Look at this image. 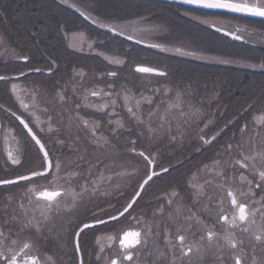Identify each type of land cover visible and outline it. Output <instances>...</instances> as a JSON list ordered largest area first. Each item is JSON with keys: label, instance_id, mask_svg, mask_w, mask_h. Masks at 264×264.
<instances>
[{"label": "rangeland", "instance_id": "374dc122", "mask_svg": "<svg viewBox=\"0 0 264 264\" xmlns=\"http://www.w3.org/2000/svg\"><path fill=\"white\" fill-rule=\"evenodd\" d=\"M236 1L244 2V0ZM246 1L251 4L256 1L258 4L264 3V0ZM95 2V0H83V3L86 6H90V8L95 7ZM195 18L207 26L224 24L218 18L199 16H195ZM164 31L165 29L162 26H149L145 31L144 40L160 45L158 44L159 41L153 39H161ZM71 41L74 44L73 47L82 54L93 53L92 55L95 58L101 54L93 45L94 43L89 40L87 33L74 34L70 37V43ZM9 43L7 39L5 40L4 34L0 32V60L5 62L9 60L21 61L20 58L24 57L25 54L19 51V48L9 47ZM90 49L93 51H90ZM177 49L180 52H177ZM164 51L167 54L177 56H179L178 54L194 58L204 56L196 47H189L186 44L165 48ZM130 56L132 57V53H130ZM104 57L117 66H124L127 58L117 52L104 53ZM143 64L166 71L164 67L155 65L150 61H143ZM99 67L100 65L98 66L96 63L87 68L78 65L75 66V73L72 76L61 78L62 75L59 73V77L54 76L57 78L55 80L45 76L36 78L32 85L31 96L29 95L30 87H27V90L26 88L24 89L27 102L33 101L37 105L38 117L39 114L43 119L52 116L53 129H57L59 135L64 133L63 139L66 138L75 148L78 155L68 156L67 158L65 156L57 157L58 160L64 159L65 163L69 164V175L73 172L78 173L76 176L70 175L71 181L80 177V172L75 167L83 158V148L86 142L89 141L88 137L93 134L92 129L100 130L99 128L104 125L109 130L107 137L95 133V140L92 141L97 146H102L106 142L105 148L108 149L107 146H110L113 149H109L110 152H108L107 158L103 161L102 168L106 167V171L103 172L105 175L98 177L99 174L97 172H91L93 174L91 177L92 181L87 183L88 181L86 180L89 191L84 192L83 195H77L82 191L81 186L70 182L68 187L70 231L89 218L101 216L105 213L103 210H108L110 213V210L114 207V198L122 196L121 194L128 192V190L131 191V183L133 181L138 184L147 176L149 171L148 163L142 156H138L136 151L132 154V149H142L140 147H142L143 143L145 145L144 154L150 160L156 162V165L161 163L173 164L174 166L181 164L199 151L198 147L203 144V139L208 141L206 137L213 130L215 121L220 118L219 114H222L225 110L224 107L227 106L222 93L223 86L212 83L210 85L211 89L207 90L208 93L204 99H201L195 88L197 87L195 81H193L191 88L186 90L178 77L152 79L150 76H146L148 78H136L131 75L125 79L121 76L118 77L116 72L117 74L115 73L114 75L115 79L111 82L115 86H112L109 90L110 94L105 95L99 88H94L95 84L97 86L101 80L96 77V74L100 75ZM113 72H106V77L108 78L106 80H112L113 75H109V73ZM58 80L66 86L61 88L60 82L56 85ZM19 88H21V84L20 86L16 84V89ZM83 88L85 91L78 98L77 94ZM93 92L98 93V95H92ZM54 93L57 97H55ZM101 94L103 95L101 96L102 99L99 97ZM178 94L179 99H177ZM126 97L127 99H125ZM96 99L103 100L101 103L105 105L104 114L107 117L106 120L102 117L95 118L93 116L99 113L100 103ZM113 101H115V104L112 103ZM86 104L90 107V110L85 112L84 115L90 118H85L86 121L89 120L86 128L89 129L85 134L82 127L80 128L82 130H79V126L76 127V111L79 108L83 109L87 106ZM126 104L135 113L131 122L143 121L140 128L146 130L143 135L140 129L137 131L143 137L137 136L138 141H135L136 144L132 143L134 141L133 137H130L132 138L131 141V139L128 137L124 138L122 135L127 129H130V119L126 115L123 117L124 115L122 114V110H126ZM169 105L179 106L169 109ZM251 110L254 111L253 122L256 126L253 127L251 124L249 133L238 132L236 138L230 134V137L227 136L220 142L216 139L215 144L212 146L213 148L210 149L207 155L208 162L204 163L201 160L203 164L198 167L184 164L177 172L162 179L159 186L155 188L156 190L151 191L154 197L148 200L146 209L143 212L137 213L136 211L135 213L137 226L141 227L143 231L142 238L148 229H151L152 232V235L147 238V244L142 243L136 249L133 257V259H136L135 263L143 264L142 256L143 254L147 255L149 250L153 259H158L154 255V248L162 247L158 245L157 237L153 233H158L161 229L167 227H173V229L183 235L188 234V232H190L189 234L194 232L203 233L190 248L194 249V247H197L192 254L195 255L198 261L202 260L200 256L205 258L206 254L213 251L214 253L218 252L226 255L225 257L231 261L239 257L241 261L245 259L253 262L255 259L257 263H264V248L258 247L259 241L255 239L260 234L264 239V217L257 212L254 217L250 215L246 223L239 222L236 218V207L231 206L228 196V192L232 191L239 203L250 205L249 213L253 208L264 204V201H261V204L254 203V201H260L261 197L264 196V182L259 181L258 175L259 171L264 170V95L254 105H251ZM243 114V112L239 114L237 123L243 121ZM128 115L129 117L133 116L132 113ZM161 117H164V119H161ZM92 118L94 119L90 122ZM40 121L39 117L37 126ZM116 121H120L123 127H117ZM149 126L154 129L153 132L148 131ZM50 127L49 129H51ZM169 130L171 135L175 136L177 134L176 137L178 138L172 140ZM164 141L174 142L175 146L167 145L168 147L162 148L166 144ZM241 164L245 165V167H241ZM181 175L187 176L186 188L188 189L189 197L178 185V178ZM241 175L245 177V180L242 181L240 179ZM94 177H98L97 180H94ZM249 180L252 181L251 185L247 183ZM257 183H261V187H256ZM171 184L177 185L176 188L170 186ZM93 188H95V195L92 194ZM127 201L128 197L125 198L121 206L123 207ZM73 203H75L74 208L72 207ZM83 209L85 212L84 216H80L81 220L79 223H75L77 220L75 217ZM113 214L115 213L111 212L105 215L111 216ZM225 214L228 216V220L222 223L220 219ZM197 215H199V218L196 217ZM88 216L92 217L87 218ZM207 216H212V224H206L205 218ZM253 219L255 223H252ZM167 221L170 223L163 227V224ZM126 225L127 218H122L120 222L110 227L106 232L96 233L93 238V244L90 242V238L84 237L80 244L83 263L110 264L118 251L119 233ZM223 227L233 228L232 234L221 236L222 240L212 239L211 241H206L207 231L215 233L216 229ZM245 228L249 236L242 238L240 237V232L245 231ZM102 233H107V235L101 236ZM153 237L155 238L154 244L151 242ZM105 239L108 241L107 246L104 245ZM229 240L237 244L235 249L231 247ZM242 243L246 245L248 252L244 253L241 251L240 245ZM93 247L95 256L91 251ZM181 247V253L183 254L184 249H186L185 244H182ZM101 248H103L102 252L100 251ZM98 254L100 256L99 260L97 259ZM71 258H75L73 251ZM94 258L100 263H93Z\"/></svg>", "mask_w": 264, "mask_h": 264}, {"label": "trees", "instance_id": "16d2710c", "mask_svg": "<svg viewBox=\"0 0 264 264\" xmlns=\"http://www.w3.org/2000/svg\"><path fill=\"white\" fill-rule=\"evenodd\" d=\"M95 1L94 8L86 5L85 8H90V14L101 20V23L108 26L109 29L111 28L112 31L103 25L98 28L96 25L88 23L84 17H80L76 14L77 12L66 6L63 0H0V32L4 34L5 40L10 42L9 47L19 48V51L29 56L33 52L38 53L37 58H29L26 65L53 71L46 77L54 80L57 79L55 77H59V73L62 75L61 78L72 76L75 73V66L82 65L87 68L96 63L98 66L100 65V75L96 74V77L101 79L97 86L100 85L101 88L110 90L112 86H115L114 83H111L115 78L113 76L112 80H106L108 79L106 72H117L118 77L121 76L125 79L131 75L139 78L140 76L134 73L133 67L143 64V61H150L165 68V77L159 79L178 77L186 90L190 89L193 81H195L197 83L195 88L201 99H204L208 93L207 90L211 89L212 83L223 86L222 93L227 106L224 107V112L219 114L220 118L215 121L213 130L206 137L208 141L203 139V144L198 147L199 151L181 164L175 166L173 164H159V168L168 169V171L155 178L149 185L147 198L150 200L154 197L151 191L156 190L155 188L167 175L177 172L184 164L198 167L203 164L201 160L204 163L208 162L207 155L213 148L216 139L220 142L227 136L230 137V134L236 138L238 132L249 133L251 124L253 127L256 126L253 122L254 111L251 110V105H254L264 95V67H262L264 65V22L212 15L153 0ZM195 16L218 18L224 24L217 27L235 33L242 39L233 40L221 35L202 21H198ZM49 20L52 22V26H44L43 40L32 41L34 35L29 32L32 29V24L37 21L46 23ZM149 26H162L165 29L161 39H153L159 41L158 44L160 45L157 49H150L128 40L127 37H131L145 42V31ZM46 29H49L50 32H47ZM72 32L87 33L89 40L101 53V57L97 55L95 58L90 54L73 51L66 42L67 36ZM147 43L151 42L147 41ZM181 44L196 47L204 56L196 58L180 54L177 56L167 54L164 51L165 48L176 47ZM111 52H117L127 57L124 66H115L113 62L103 59L104 53L111 54ZM130 53H132V57ZM21 62L22 60L20 62L0 60V74L17 72L23 66ZM60 80L56 82V85L58 82L61 83ZM65 86L61 83V88ZM97 86L95 84L94 88ZM83 91H85L84 88L78 94V98L82 96ZM240 110L244 113V119L237 123L238 116L241 114ZM122 114L125 117L124 111ZM93 116L95 118L102 117L104 120L107 118L104 113ZM133 117H129L130 129H127L122 135L131 141L132 138L130 137H133L132 143L136 144L137 136L143 137L142 135L146 133V130L140 128L141 123L139 121L141 120L132 123ZM80 128L79 126V130L83 129L85 134L89 129H86L87 127ZM99 129H92V131L107 137L109 130L104 125ZM139 129L142 135L138 134ZM92 135L88 137L91 142L95 140V135ZM64 141L63 149L65 150L64 153L67 154L65 157L78 155L71 142L67 139ZM89 141L83 148L84 153L81 162L75 167L80 172V177L73 180V184L77 186L86 183V180L87 183L91 182L93 174L89 175V172H97L98 177L105 175L103 172L106 171V167L102 168L103 161L107 158L109 149H112L110 146H107L108 149L105 148L106 142L102 146H97ZM165 143L162 148L167 145L175 146L174 142L166 141ZM141 146L140 148L144 149L143 143ZM98 177H94V180H97ZM186 178L185 175L179 176L178 185L189 197ZM102 183L105 185L104 182ZM170 186L176 188L177 185L171 184ZM90 233L88 232L86 235L88 236Z\"/></svg>", "mask_w": 264, "mask_h": 264}, {"label": "flooded vegetation", "instance_id": "af4514ba", "mask_svg": "<svg viewBox=\"0 0 264 264\" xmlns=\"http://www.w3.org/2000/svg\"><path fill=\"white\" fill-rule=\"evenodd\" d=\"M63 1L68 7L69 5H73L70 8L75 12L80 14L81 12H84L83 16L88 17V19H86L88 23L96 25L98 28L102 27L103 24L101 21L94 15L90 14L91 11L89 12V10L85 8L83 0L81 2H79L80 0ZM44 26L51 27L52 22L50 20L46 23L44 21H37L32 24V29L29 31L34 35L32 41L37 42L43 40V34L45 31L43 29ZM105 28L109 29L108 26H105ZM46 31L50 32L49 29H46ZM72 35L74 34H71L67 37L68 44L71 47L74 45L72 41L70 43V37ZM74 50L76 49L74 48ZM91 50L92 49H90V51ZM37 56L38 53L36 54V52H33L31 56L24 55V57L20 58L22 60L21 63H23V66H21L19 72L0 75L5 77L4 80H0V181L6 179H18L22 176H29L34 172H43L47 169V160H45L35 142L24 129V122L28 124L30 129L33 130L35 135L42 142L43 146L45 147V151L48 153V162H50L53 167L51 169L48 168L46 175L38 176L30 180H25L8 186H0V229H3L6 235L9 237V239L5 241L2 250L8 254L10 249L12 253L17 256L18 264H30L31 258H37L40 264H78L79 262L74 248V236L72 239V245L76 254V259L71 258L72 247L68 208L69 197L67 195L70 182L73 183V181L70 179L68 164L65 163L64 159L58 160L57 158L58 156H67V154L64 153L65 150L63 149L65 142L64 140L66 138L63 139L64 133L59 135L57 129H53L52 116H50L48 112H46V114L50 117L45 119H43L38 113L41 121L38 126L36 125L39 123L37 105L33 101L27 102L26 96L24 94V89L26 88L27 90V87H30L29 95H32V85L36 80V77H32V74H36V69H39L38 74L36 75L43 74V71L40 68L26 65L29 58H37ZM99 56L101 57V54H99ZM46 57L49 56L46 55ZM24 58L27 59L25 60ZM103 58L106 59L105 57ZM15 76L18 77L14 79ZM16 84L18 86L21 84V88L16 89V91L13 92L12 86ZM101 106L104 107L102 103L99 105V107L101 108ZM100 113H103V110H100ZM76 120V127L80 126L85 128L83 123L85 119L82 118L79 109L76 111ZM21 121H23V123H21ZM49 126H51V129H49ZM135 151L137 152V155L140 156L139 153L142 150L132 149V154ZM142 158L144 159V157ZM13 159L18 160L19 163L14 164L12 162ZM57 162H59L61 165L59 171H57L55 168V164ZM146 162H148V160H146ZM141 181L138 184L137 182L134 183V181L131 183V191L128 190L130 193L129 201L137 192V188ZM29 187H35L37 191L46 189L49 191L59 190L62 192L61 197L58 198L60 209L58 211L51 212L46 222L40 215L42 210L46 211L44 208L46 202L43 200H37L31 192H28ZM142 192L143 193H141L136 205L127 213L128 217L126 227L119 233L120 236L117 242L118 251L114 256L117 264H137L135 263L136 259H133L132 261H127L124 259L123 253L125 250L121 247L120 239L122 234L127 231H140L141 236L143 234L141 227L136 225L135 218L136 211L137 213L143 212L148 205V202H146V191ZM84 214L85 212L83 209L82 212L79 213V215L75 218L81 219L80 216L83 217ZM13 217H15V219H13ZM196 217L199 218V215ZM29 220H32L33 223L36 221L41 222L42 230L40 233H36L35 230L31 228H23V226L27 224ZM200 220L202 219L200 218ZM205 220L206 224H212V216H207ZM227 220L228 219L225 221ZM207 232V238L205 236L204 237L206 238V241H209L208 234L210 232ZM232 232L233 228L229 227L216 229L215 233L211 232L213 233L212 239L222 240L221 236L229 235V233L232 234ZM189 233L190 232L183 235L181 232H177L176 229H173V227L163 228L158 233H153V235L157 237L158 245L162 248H154V255L158 257L157 260L153 259V257L150 255V250L147 251V255L143 254V264H235V260L231 261L225 257L226 255L219 254L218 252L214 253L213 251H210L208 254H206L205 258L200 256L202 260L198 261L195 255L192 254L193 250L196 251L197 247H194V249H191V251H189V248H191V245L196 243V240H198V238H200L203 233ZM103 235H107V233H102L101 236ZM181 235L185 236V241L183 244H185L186 249H184L183 254L181 253L182 244L178 239V237ZM240 235L242 238H247L249 233L247 231H243L240 232ZM259 236L261 237V240L258 243V247L264 248L263 236L261 234ZM83 239L84 234L81 235L79 244H81ZM13 240L16 241L15 244L12 243ZM154 241L155 238L153 237L151 240L152 244H154ZM25 242L30 243L31 246L28 249L21 250ZM107 242L108 241L105 239V246L108 245ZM141 244L137 245L133 249L128 250L133 253V257L136 253V249L139 248ZM240 249L244 253L248 252L246 250V245L243 243L240 245ZM49 257H51V260L48 259ZM142 262L140 261V263ZM93 263H100V261L94 259ZM0 264H3V262L0 261ZM241 264H253V262L242 259Z\"/></svg>", "mask_w": 264, "mask_h": 264}, {"label": "snow or ice", "instance_id": "6c2138e0", "mask_svg": "<svg viewBox=\"0 0 264 264\" xmlns=\"http://www.w3.org/2000/svg\"><path fill=\"white\" fill-rule=\"evenodd\" d=\"M181 2L185 3V4H190V5H195L197 7H201V8H205V9H223V10H227L230 12H240V13H245L254 17H264V3L261 4H247V3H233L231 2V0H181ZM73 5H69V7H72ZM81 15H84V12H81ZM85 19H88L87 16H85ZM109 31H112V29H108ZM217 31H220V29H217ZM239 31V30H238ZM117 35L119 33H116ZM225 35H231L233 40H241L242 37L235 35V34H230L228 32L224 33ZM139 43V41H137ZM150 47H159L158 45H149ZM163 51V49H161ZM177 52H180L179 49H177ZM183 54V53H181ZM25 60L27 58H24ZM262 67H264V65H262ZM36 71H39V69H36ZM138 72L141 73H149V72H155L154 69L151 68H147V67H139L137 68ZM156 75H160V76H164L165 73L163 72H156ZM109 75H115V73H109ZM5 77L4 76H0V80H4ZM13 92L16 91V85L12 86ZM158 91V90H157ZM92 95H98V93L93 92ZM179 94L177 95V99H179ZM127 99V97L125 98ZM113 104H115V101L112 102ZM139 103V102H137ZM178 107L179 105H169V109H171L172 107ZM100 110H103V106H101ZM128 112L132 113L133 116H135V113H133L132 108H128ZM161 119H164V117H161ZM140 123H143V121H139ZM21 123H23V121H21ZM84 126L87 127L88 126V121H84ZM117 124V127H123V125L120 123V121H116L115 122ZM25 127H27V125H25ZM31 131V130H29ZM148 131L149 132H153L154 129L151 128V126L148 127ZM169 134L171 135V131L169 130ZM93 135H95V132L93 130ZM34 140L36 139L35 136L32 137ZM171 139L175 140L176 137L174 135H171ZM36 143L39 144L40 141L36 140ZM210 143V142H209ZM43 145H41V150L43 151ZM231 147V146H229ZM140 156L144 157L145 160H148V157L145 156L144 152H140L139 153ZM44 158L45 160L48 159V153L45 152L44 153ZM82 158V157H81ZM245 159H247V157H245ZM14 164L15 163H19L18 160L13 159L12 161ZM149 163H152L151 160H149ZM218 163V162H217ZM239 163V161H238ZM53 167V165L49 162L48 164V168L51 169ZM61 165L59 162H57L55 164V168L57 171H59ZM241 167H245V165L241 164ZM165 172L168 171V169H164ZM46 175L45 172H34L32 173V176H43ZM70 175L72 176H76L78 175V173L73 172ZM89 175H91V172H89ZM102 175V173H101ZM158 175V173L153 172L152 175H149L147 177L146 180L143 181V184L140 185L141 190H143V187L145 184H147L150 180H152L153 176ZM259 175V181L260 182H264V170L259 171L258 173ZM32 177L30 176H22L20 177L21 180H30ZM110 179V177H109ZM240 179L243 181L245 180V177L243 175H241ZM18 183V181L16 180H2L0 181V185H10V184H15ZM247 183L249 185L252 184V181H247ZM256 187H261V183H257ZM81 193L77 194V195H83L84 192L89 191V188L87 186V184H82L81 185ZM28 192H31L37 200H43L46 202V204L44 205V208L46 209V211L42 210L40 215L44 218V221L46 222L48 220L49 214L53 211H58L60 209V203L58 198L61 197L62 192L59 190H53V191H49V190H40L37 191L35 187H29L28 188ZM92 194L95 195V188L92 189ZM102 194H107V193H102ZM139 195V193H137V196ZM228 196L231 197V204L236 207L238 209V220L241 223H245L248 221L249 219V215L251 216H255L257 212L261 213V216L264 217V204H261V201H264V196L261 197L260 201H254V203L256 204H261L260 207L257 208H253L252 211L249 213L248 209L250 208V205H246L244 203H239L235 194L232 191L228 192ZM75 199V198H74ZM136 203V200L133 199L130 203H128L125 207L124 210L120 213V216H123L126 212L129 211V209H131L133 207V204ZM169 203H171V201H169ZM72 207H75V203H73ZM68 210V209H66ZM13 219H15V217H13ZM112 220H117L118 217L117 216H113L111 217ZM225 219H227L225 217ZM100 223H104V221H99ZM252 223H255V220H252ZM91 227V225L85 224L84 228H88ZM23 228H31L34 229L36 233H40L41 232V222L40 221H36L35 223H33L32 220H29L27 224H25L23 226ZM23 230V229H22ZM245 231L247 230L246 228L244 229ZM81 231H83V229H81ZM77 235H79V233H77ZM152 235L151 229H148V231H146L144 233V236L142 238L141 236V232L140 231H127L125 233L122 234L121 240H120V244L121 247L125 250L123 253L124 259L127 261H132L133 260V253L131 251H128L129 249H133L135 248L137 245H140L141 243H144L145 245L147 244V238L149 236ZM213 238V233H209L208 234V240L211 241ZM9 239V237L6 235L5 231L3 229H0V261L3 262V264H18V260H17V256L15 254L12 253V251L9 249L8 254L5 253V251H3V246L5 244V241H7ZM179 241L181 242V244H183V242L185 241V236L181 235L178 237ZM255 239L257 241L261 240V237L259 235H257L255 237ZM231 245V247L233 249H235L237 247V244L231 240L228 241ZM13 244L16 243L15 240L12 241ZM167 243V240H166ZM30 243L25 242L23 244V249H28L30 248ZM76 251L79 252L80 248L79 245H77L76 247ZM101 252L103 251V248H101L100 250ZM189 251H191V249L189 248ZM187 254V253H185ZM49 260H51V257L48 258ZM97 259H100L99 254L97 255ZM30 264H40L39 260L37 258H31L30 259ZM82 264V262H81ZM110 264H117L116 260H112L110 262ZM235 264H241V260L239 257L235 258ZM253 264H257V261L254 259L253 260Z\"/></svg>", "mask_w": 264, "mask_h": 264}, {"label": "water", "instance_id": "95a60500", "mask_svg": "<svg viewBox=\"0 0 264 264\" xmlns=\"http://www.w3.org/2000/svg\"><path fill=\"white\" fill-rule=\"evenodd\" d=\"M157 1H163V2H168V3H171V4H175V5H180V6H184V7H187V8H192V9H196V10H200V11H205V12H209V13H217V14H225V15H230V16H234V17H239V18H245V19H251V20H257V21H264V17H254V16H251V15H248V14H245V13H240V12H230V11H227V10H223V9H205V8H201V7H197V6H195V5H190V4H185V3H183V2H181V0H157ZM231 2H233V3H247V4H249L247 1H244V2H236V1H232L231 0ZM254 4H258L257 3V1L254 3ZM249 5H251V4H249ZM226 31H222V30H220V33H225ZM225 35V34H224ZM227 36H229V37H231V35H227ZM232 38V37H231ZM139 67H144V66H139ZM139 67H136L135 68V70L137 71V68H139ZM148 68V67H147ZM138 72V71H137ZM156 72H160V71H157V70H155V72H149V73H146V74H154V75H156L155 73ZM141 73V72H140ZM30 129H27V131H28V133L30 134V136L31 137H33V136H35L31 131H29ZM35 143H36V140H38L37 139V137L35 136ZM37 144V143H36ZM41 142L39 143V144H37V146L40 148V150H41ZM42 151V150H41ZM42 153H43V155H44V153H45V150H44V148H43V151H42ZM150 175H152V173L150 174ZM30 177H35V176H32V175H30ZM16 181H18V182H20V181H22L21 179H17ZM143 184V183H142ZM140 192H141V188L139 189V191H138V193L140 194ZM139 196V195H138ZM137 195L134 197V199L136 200L137 199V197H138ZM117 217L119 218V217H121L120 216V214L119 215H117ZM111 221H113L112 219H108V220H105L104 221V223H107V222H111ZM104 223H100V222H97V223H89L88 225H91V227H88V228H84V225L81 227V229H83V230H86V229H89V228H93V227H95V226H99V225H101V224H104ZM81 229L79 230V232H81ZM78 232V233H79ZM77 237H78V235L76 236V239H77Z\"/></svg>", "mask_w": 264, "mask_h": 264}]
</instances>
